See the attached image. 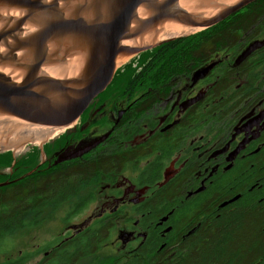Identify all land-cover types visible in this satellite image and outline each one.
Masks as SVG:
<instances>
[{"label": "trees", "instance_id": "trees-1", "mask_svg": "<svg viewBox=\"0 0 264 264\" xmlns=\"http://www.w3.org/2000/svg\"><path fill=\"white\" fill-rule=\"evenodd\" d=\"M262 37L264 0H256L211 27L176 37L140 53L136 71H129L132 69L127 67L128 71H123L118 82L126 83L122 96L130 94L133 88L147 90L124 110L118 125L119 136L114 138L116 141L111 151L52 165L37 172L36 169L43 168L39 166L31 173L21 172L13 178L0 173V182L11 181L0 186V252L14 231L36 226L44 209L69 203L91 181L100 180L108 172H117L127 161H135L149 151H159L154 165L148 168L149 172H154L149 179L152 181L158 178L160 158L179 147L186 133L198 139L200 150L210 151L222 146L237 120L264 100V46L239 65L233 64L235 56L250 41ZM212 61L217 63L197 83L204 87L205 94L183 111L175 127L159 136H152L144 146L123 148L121 141L144 132V125L146 129L153 128L162 113V102L179 84H188L193 71ZM117 72L111 82L118 76ZM191 91L187 88L184 96ZM180 132L181 136L176 134ZM0 156L12 160L11 151ZM34 156L36 154H30L27 162L32 163L36 159ZM258 157L254 155L236 163L229 172L218 175L204 191L183 200L187 187L181 181L191 170L187 166L173 183L159 188L141 204L145 211L150 210L145 222H156L167 210L175 207L169 216L172 226L169 235L176 236V241L157 250L160 242L153 235L133 255L111 264H251L261 253L263 245L264 209L261 202H257L260 193L256 185L250 188L258 178L255 164ZM18 162H15L14 173ZM31 168L32 164H29L22 171ZM240 173H243V178ZM234 192H241L240 197L216 211V206L228 196H233ZM82 206L81 201L77 206L75 204L71 214ZM195 225L197 229L179 241ZM106 229L96 225L71 239H54L47 246L61 241L60 245L30 264H78L100 248L106 238ZM173 250L175 254L167 258ZM36 253H21L14 258L0 260V264H29Z\"/></svg>", "mask_w": 264, "mask_h": 264}, {"label": "water", "instance_id": "water-1", "mask_svg": "<svg viewBox=\"0 0 264 264\" xmlns=\"http://www.w3.org/2000/svg\"><path fill=\"white\" fill-rule=\"evenodd\" d=\"M180 1L0 0V154L11 151L12 158L0 156V173L13 178L33 172L40 157L51 155L71 139L83 112L110 84L119 57L138 56L176 37L134 45L124 42L141 39L166 22L201 31L256 0H235L221 6L217 0H203L212 10L219 7L211 16L189 12L179 6ZM263 46L264 37L249 42L233 64L239 65ZM216 63L193 71L189 85L203 80ZM203 95V91L197 92L179 108L183 111ZM121 114L119 111L118 117ZM263 115L264 111L258 113L235 128V133L257 125ZM109 133L86 136L62 148L53 165L83 156ZM30 154H36L32 163L27 162ZM16 161L19 165L14 173ZM29 164L32 170L22 171ZM9 182H0V186Z\"/></svg>", "mask_w": 264, "mask_h": 264}, {"label": "flooded vegetation", "instance_id": "flooded-vegetation-1", "mask_svg": "<svg viewBox=\"0 0 264 264\" xmlns=\"http://www.w3.org/2000/svg\"><path fill=\"white\" fill-rule=\"evenodd\" d=\"M187 88L192 89V91L184 96V92ZM136 89L142 91L135 99L126 101L125 98L127 97V99H129ZM144 90L147 89L143 87L133 88L132 92L127 94L118 104V106H123L121 109H110L107 116L108 120L111 122L110 128L106 129L101 134H95L94 131L88 132L89 129L86 130L87 133L85 137L102 135L107 131H110L108 136L97 147L79 158L64 162L74 161L80 158L87 159L95 154L111 151L116 141L114 138L119 136L118 125L120 124L124 110L128 108L131 102H134ZM199 91H203L205 94L204 87L199 86L197 83L194 86H190L189 83L186 85L179 84L162 102L161 105L163 110L156 125L151 129H146L144 125V132L140 134H132L128 138L122 140L121 143L123 148L132 149L137 146H144L152 136H159L165 131L171 130L179 123L183 116L182 113L185 110L182 111L179 108V104L183 100L195 96ZM99 95L97 97H99ZM97 97L89 106L96 103L94 101ZM104 106L105 104H99L94 113L101 112L104 115ZM114 107H117V105H114ZM119 111H122V114L118 117ZM263 111L264 100H261L256 106L251 107L237 120L236 124L232 127V132L230 133L229 138L223 142V145L210 151L206 149L200 150L198 139H196V137H191L186 133L185 138L180 142L179 147L172 149L160 158L159 161H161V164L158 171V180L153 179L152 181H149L154 172H149L148 168L149 166L151 167L154 165L155 159L159 157V151H149L148 154L144 156L141 155L135 161H127L124 164V167L117 172L106 173L104 177L98 180L100 181L98 192L94 194L91 192L88 193L86 197H81L80 191L78 196L74 198L78 199L74 205L76 204L77 206V203H80V201L82 202L83 206L81 208L86 206L89 207V204H96L97 212H90L82 222L67 226L68 228H66L64 232L65 235L63 234L64 236L61 241L71 239L78 233L96 225L105 226L107 228L106 240L110 228L112 226L120 227L121 224L119 225L118 222L122 219L124 224L120 228H117L115 242L112 243V246L125 249L127 257L133 255L134 252H137L153 235L157 237L160 242L157 250H160L166 245L169 246L172 242L176 241V236L173 237L169 235L172 233L169 216L175 207L167 210L166 213L161 215L156 222L149 220L145 222L144 220L150 215V210L148 209V211H145L146 209H143L141 204L151 197L159 188L164 187L169 182L173 183L174 178L180 173H183L187 166L188 169L191 170L190 174L181 181L182 185L185 184L187 187L183 200L191 195L204 191L208 185L210 186L212 182H215L218 175L229 172L233 169V166H235L236 163L246 160L254 155H259L258 161L255 163L257 166L258 178L254 180V183L250 185V188L256 185L260 193L257 202H261L262 208L264 209V115L257 125L250 126L241 132L235 133V128H241L245 122ZM90 117H92V115H90L89 118ZM81 129H84V125H82L79 130ZM176 134L179 136L182 135L181 132ZM79 135H81V133H79ZM83 137L84 135L80 136L78 139L68 140L65 145H74ZM61 149V147L60 149L58 148L50 155V157H44V159L40 157L38 166H43V168H38L36 171L38 172L52 166L56 153ZM41 154L43 153L41 152ZM250 167L251 165H249V168ZM126 173L128 176H126ZM242 174L243 173H240L239 175L242 176ZM243 177L244 176L241 178ZM90 185H92V181L84 188H87ZM240 195L241 192H234L233 196L230 198L228 196L226 200H222L216 206L215 210L218 211L220 208L230 205L232 202L236 201ZM181 202L182 201H180V204H182ZM80 209H78V211ZM133 216L135 217V220L130 222V219ZM197 224L198 223H196V225ZM196 225L187 230L186 233L181 236L179 241L182 242L185 237L191 235L197 229ZM261 232L263 233L261 253L258 254L251 264H264V223L262 224ZM61 241L52 246L46 245L42 247L41 249L45 250L42 257L47 256L54 247L56 248L59 246ZM173 254H175L174 250L167 255V258L171 257Z\"/></svg>", "mask_w": 264, "mask_h": 264}, {"label": "rangeland", "instance_id": "rangeland-1", "mask_svg": "<svg viewBox=\"0 0 264 264\" xmlns=\"http://www.w3.org/2000/svg\"><path fill=\"white\" fill-rule=\"evenodd\" d=\"M137 57L138 56L128 58L117 67L118 76H116L113 79V82L108 85L104 92L99 97H97V99L94 101L96 103L89 106L83 116L76 122L71 139H78L83 135L85 137L87 129H89L88 132L94 131L95 134H101L106 129L110 128L111 122L107 118L108 113L110 109H121L123 106H118V104L126 96V94H124L123 96L121 94V91L125 88L126 83L121 84L118 82V80L122 78V75L124 74L123 71L127 69V67L130 66V69H132L129 71H136V66H138L139 62L138 60L141 59H138ZM141 91L142 90L136 89L134 94L131 97L129 96V99H127L126 97L125 100L131 101L135 99ZM101 103L105 104L103 109L104 115L101 112L94 113L95 109ZM114 105H117V107H114ZM90 115H92V117L89 118ZM82 125H84V129L79 130ZM79 133H81V135H79ZM66 142L62 143L60 147H66ZM46 157H50V154ZM126 176H128V174ZM99 182L100 181L93 180L92 185L81 190L80 196L86 197L88 193L92 192L94 194L98 192L100 186ZM77 200L78 199H73L69 203L65 202L54 207H48L44 209L38 216L40 221L36 226H28L24 229L14 231L2 247L3 251L0 252V260L14 258L21 253L29 254L36 252L37 253L35 254V256H33L32 260H30L31 258L29 259V264L39 260L43 256L42 254L45 251L41 248L46 246L48 242L53 241L54 239H63V236L65 235L64 232L66 228H68L67 226H69L70 224H77L82 222L90 212H97L96 204H89V207L86 206L84 208H81L77 213L71 214L73 205ZM134 220L135 217L133 216L130 219V222ZM118 224H121L120 227L124 224L122 219L119 220ZM120 227L112 226L107 234V239L101 243L100 248L92 252L90 256L82 258L81 261L78 262V264H111L116 260H121L127 257V252L125 251V249L112 246V243L115 242V234L117 228Z\"/></svg>", "mask_w": 264, "mask_h": 264}, {"label": "bare ground", "instance_id": "bare-ground-1", "mask_svg": "<svg viewBox=\"0 0 264 264\" xmlns=\"http://www.w3.org/2000/svg\"><path fill=\"white\" fill-rule=\"evenodd\" d=\"M221 5H228L233 3L235 0H217ZM179 6L189 12H199L204 13L206 16L213 15L219 7L211 9V7H206V3L203 0H181ZM201 10V11H200ZM142 9H139V15L144 16ZM200 30V28H195L187 25H182L174 22H166L154 31L145 34L141 39L135 41H126L124 43L134 45L135 43H142L145 41H150L153 39H163V38H173L178 36H183L191 33H195ZM128 57H119L116 61V66L126 61Z\"/></svg>", "mask_w": 264, "mask_h": 264}]
</instances>
